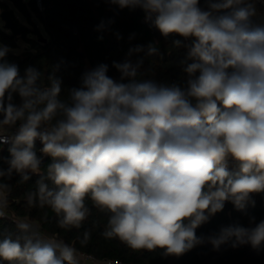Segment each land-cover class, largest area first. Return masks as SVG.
<instances>
[{"label":"clouds","instance_id":"9594fccd","mask_svg":"<svg viewBox=\"0 0 264 264\" xmlns=\"http://www.w3.org/2000/svg\"><path fill=\"white\" fill-rule=\"evenodd\" d=\"M104 2L140 9L164 38L179 37L172 46L187 49L186 85L143 78L145 58L160 56L149 43L112 62L118 80L101 63L62 95L59 65L51 72L29 66L21 75L0 45V145H10L8 167H0V218L11 189L5 181L15 173L27 183L36 174L26 203L50 208L62 229L82 226L90 200L107 215L103 235L134 251L179 257L205 239L216 250L261 249L264 220L254 217L248 227L231 224L207 238L196 230L226 203L245 212L264 193V24L253 19L264 0ZM113 22L102 20L96 31ZM37 140L51 158L44 170ZM15 227V235L0 236V264H79L71 244L43 238L27 220ZM89 238L85 231L81 244Z\"/></svg>","mask_w":264,"mask_h":264},{"label":"trees","instance_id":"16d2710c","mask_svg":"<svg viewBox=\"0 0 264 264\" xmlns=\"http://www.w3.org/2000/svg\"><path fill=\"white\" fill-rule=\"evenodd\" d=\"M8 1L35 26L33 16L38 18L48 35L44 36L39 28L32 30L22 25L9 4L0 0L2 10H10L18 25L25 28L17 35L12 30L0 26V45L10 49L5 60L16 64L21 75L29 66L51 72L54 66L59 65L56 75L63 81L62 95H66L69 88L78 87L82 74L101 63L108 64V75L118 80L120 74L112 67V62H123L127 59L130 47L147 46L149 43H157L160 56L145 58L141 71H149L143 78H152L167 84L186 85L188 75L183 71L181 61L184 60L187 49L174 48L172 40L179 37L164 38L151 21L146 22L145 14L140 9H120L105 3L104 0H42L43 7L39 6L37 0ZM201 6H204V0H201ZM109 19L114 22L108 30L102 33L96 31V26L102 20ZM253 19L257 23L256 19ZM116 33H119L122 39L118 40ZM31 34L37 38L28 37ZM101 35L103 39L98 38ZM130 36L134 38L129 40ZM19 39H24L31 50L22 54L15 53L13 49L18 48ZM136 58L132 57L133 61ZM9 147V144L0 145V167L4 169L8 167L6 160L10 158ZM39 148L40 145L36 142L37 154L43 161L41 169L44 170L51 163V158L43 156ZM229 168L230 171L236 170L234 166ZM38 179V175L32 174L27 183H21L20 176L14 173L10 180L5 181L11 185L10 191L4 194L9 203L10 214L18 218V221L27 220L34 224L41 235H47L49 238L57 236L65 243L73 244L76 249L92 253L98 258H112L132 264H264V247L255 250L250 245L233 248L230 244H225L216 250L207 239L179 257L164 256L161 249L134 251L118 239H109L103 235L107 215L93 208L90 200L86 203L92 209L91 214L82 226L62 229L50 208L30 207L26 203V194L35 190ZM253 200L255 206L249 205L245 212L237 211L231 203H226L222 212L215 214L207 223L197 228V236L207 238L218 232L221 227L236 223L248 227L250 217H254L256 222L264 220V193L254 195ZM17 222L10 218H0V236L9 233L15 235ZM85 231L90 233V238L87 243L81 244Z\"/></svg>","mask_w":264,"mask_h":264},{"label":"built area","instance_id":"2783aa9c","mask_svg":"<svg viewBox=\"0 0 264 264\" xmlns=\"http://www.w3.org/2000/svg\"><path fill=\"white\" fill-rule=\"evenodd\" d=\"M37 2L40 7H43L42 0H37ZM256 7H257V16L254 18L256 19L257 23L264 24V3L257 2ZM36 142L39 143L41 147L40 141L37 140ZM8 205L9 203L6 200V204L2 207V210L5 213L4 217L2 218H10L17 222L19 219L13 217L12 214H10V212L8 211ZM54 237L57 238V236H54ZM54 237H52V239ZM58 240L63 241L61 239H58ZM71 245L74 246L73 244ZM77 255H78L79 264H132V263H125L121 260L112 259V258H98L92 253L84 252L78 249H77Z\"/></svg>","mask_w":264,"mask_h":264},{"label":"rangeland","instance_id":"374dc122","mask_svg":"<svg viewBox=\"0 0 264 264\" xmlns=\"http://www.w3.org/2000/svg\"><path fill=\"white\" fill-rule=\"evenodd\" d=\"M2 2H6V3H8L9 4V7L10 8H12L13 10H14V12H15V15H16V17L18 18V20H19V22L22 24V25H24V26H26V27H28V28H30V29H32V30H35L36 28H39L40 29V31L42 32V34L44 35V36H47L48 34L45 32V30H44V26H43V24L39 21V19L38 18H36L35 16H33V21L36 23V26H35V24H32V23H30L16 8H15V6L11 3V2H9L8 0H1ZM1 11H2V8L0 7V13H1ZM0 26L1 27H3L4 26V21L1 19V17H0ZM28 37H32V38H37V36L36 35H29ZM18 44H19V46H18V48H15V49H13V51L15 52V53H18V54H22V53H24V52H26V51H29V50H31V48H29V46H28V43L24 40V39H19V41H18ZM230 166H234V165H231L230 164ZM34 225V224H33ZM42 237L43 238H45V239H50L47 235L45 236V235H42ZM52 239V238H51ZM54 240H58L56 237H54L53 238Z\"/></svg>","mask_w":264,"mask_h":264},{"label":"water","instance_id":"95a60500","mask_svg":"<svg viewBox=\"0 0 264 264\" xmlns=\"http://www.w3.org/2000/svg\"><path fill=\"white\" fill-rule=\"evenodd\" d=\"M0 17L4 21V27L12 30L13 33L20 35L24 31V26L18 25V23L12 17V13L10 10H2L0 13Z\"/></svg>","mask_w":264,"mask_h":264}]
</instances>
